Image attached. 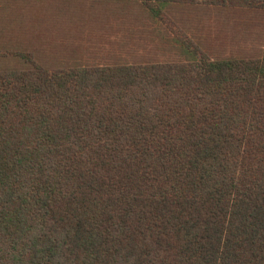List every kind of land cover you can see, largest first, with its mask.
Masks as SVG:
<instances>
[{
    "label": "trees",
    "instance_id": "trees-1",
    "mask_svg": "<svg viewBox=\"0 0 264 264\" xmlns=\"http://www.w3.org/2000/svg\"><path fill=\"white\" fill-rule=\"evenodd\" d=\"M115 1L156 58L0 70V264H264V50Z\"/></svg>",
    "mask_w": 264,
    "mask_h": 264
},
{
    "label": "rangeland",
    "instance_id": "rangeland-1",
    "mask_svg": "<svg viewBox=\"0 0 264 264\" xmlns=\"http://www.w3.org/2000/svg\"><path fill=\"white\" fill-rule=\"evenodd\" d=\"M11 0H0V52L4 53L0 58V70L5 68L24 69L28 65L24 60L13 57L15 54H32L33 58L41 65L47 68H60L69 65L75 57L89 58L87 62L95 64H109L117 61L135 62V58H142L145 55H152L151 51L146 47L137 44V38L131 39V30L125 26H117L114 22L102 23L94 21L92 23L81 22L75 23L73 19L62 17L61 22H57V31L49 28L48 36L59 39L53 41L52 45L47 47L49 51H59V53H50L44 50L41 42V29L38 28V19L41 18L44 24H56L55 16L48 15L47 12H37L35 4L27 5L23 2H8ZM41 8V6H39ZM50 12V11H48ZM175 16V14H174ZM178 18L180 14L177 15ZM44 18V19H43ZM66 18V20H65ZM173 18V17H172ZM171 19V17H170ZM225 25L224 28L222 25ZM230 23H211V32H207L204 23H199L200 31L203 36H207L206 42L212 41V34L215 38L223 37L226 45L216 43L209 44V48L215 47L217 51H226L236 53L240 57L255 58L262 54L264 47V26L263 23L239 22L234 27H229ZM57 25V24H56ZM195 26V24H192ZM198 25V26H199ZM210 25V24H209ZM33 26L37 31H33ZM198 28V27H197ZM212 33V34H211ZM37 34V36H36ZM211 34V35H210ZM135 37L136 32L133 33ZM36 40V43L33 41ZM44 40V38H43ZM125 42V43H124ZM32 51H27L28 46H32ZM227 54V53H226ZM141 55V56H137ZM224 56V55H222ZM51 59L53 61H51ZM18 62H15L17 61ZM51 61V62H50ZM71 62V63H70ZM85 62V61H84Z\"/></svg>",
    "mask_w": 264,
    "mask_h": 264
},
{
    "label": "crops",
    "instance_id": "crops-1",
    "mask_svg": "<svg viewBox=\"0 0 264 264\" xmlns=\"http://www.w3.org/2000/svg\"><path fill=\"white\" fill-rule=\"evenodd\" d=\"M194 1L195 2L173 5L174 8L168 12L169 17H171V20L176 21V23H178V26H180L181 28L189 30L190 36H194L197 39V42L202 47V49L204 48L207 52L213 53L214 55L237 56L233 55L236 53H228L223 50L217 51L215 47H212V49H210L209 44L213 43L214 45V43H216L218 40L219 44L226 45V40L223 37L215 38L211 33L213 37L211 43H209V41L206 42V39L208 37L201 34L199 23H204V28L207 32L212 31L211 23H230L228 26L234 27L235 25L237 26L239 22H261L264 26V0ZM13 2H23L27 5L35 4L37 7V11L34 12H37L38 14L40 12L46 11L48 16L52 15L53 13L57 25L44 24L41 18L38 19V22L40 23L38 24V28L43 31L40 33L42 38L39 40H41V42L38 41V43L40 44L43 42L44 50L50 53V55L59 53L58 50L49 51L47 49V47H49L50 45L53 46L52 39H54L53 41L55 42L56 40H58L59 44L60 41L59 39L54 38V36L50 38L48 36L49 31L45 32V30H51L49 28H52L57 31V22H61L62 17L64 16L68 17V19H73L76 24L81 22L92 23L94 21L95 23L114 22L117 26H121L120 28H123L125 26L127 29L131 30L130 33L133 37L130 38H137V44L135 46L140 47V45H142L143 47H146L151 51L152 55H156L159 53L158 45L155 43V41L153 42L155 36H153V40H151L150 35L148 33H144L147 30L150 31L151 29L155 28V25L151 24V18L149 19L148 16L141 13V9L137 5L138 3L115 0H14ZM39 6H41V8H39ZM178 14H180L179 18L177 16ZM192 24H195V26H193ZM222 26L226 28L224 24ZM32 30L35 31L36 27L33 26ZM36 31L38 34L39 30L37 29ZM134 32H136L137 37L133 35ZM33 41L35 42V44H37L35 39H33ZM32 47H35L34 44L32 46H28L27 51H32ZM154 58L156 57L145 55L142 58H138L137 60L144 61ZM86 60L91 59L86 58ZM86 60L83 58L75 57L72 59V62L92 64L91 62H87ZM51 61L53 60L51 59Z\"/></svg>",
    "mask_w": 264,
    "mask_h": 264
}]
</instances>
